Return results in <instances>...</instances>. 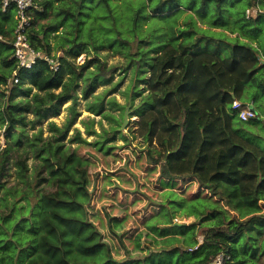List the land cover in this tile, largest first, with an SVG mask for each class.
<instances>
[{"label":"rangeland","instance_id":"1","mask_svg":"<svg viewBox=\"0 0 264 264\" xmlns=\"http://www.w3.org/2000/svg\"><path fill=\"white\" fill-rule=\"evenodd\" d=\"M178 1L155 14L148 0H38L45 16L32 37L55 61L41 67L49 74L58 66L61 82L44 90L28 78L0 84V151L9 157L0 172V264H196L209 247L191 248L207 228L247 219L215 199L188 200L179 187L196 192L194 176L163 188L168 152L138 133L152 65L176 47L177 28L193 14L208 35L230 43L237 33L209 22L219 15L231 22L249 2ZM257 1L264 48V0ZM243 99H254L263 119L238 126L264 146V93L249 86ZM160 149L162 160L150 163L148 151L157 158ZM259 206L264 216V200ZM155 210L159 219L139 230L141 250L138 240L125 246L112 235ZM124 214L125 222L113 219ZM249 237L263 246L264 224L244 230L238 246Z\"/></svg>","mask_w":264,"mask_h":264},{"label":"trees","instance_id":"2","mask_svg":"<svg viewBox=\"0 0 264 264\" xmlns=\"http://www.w3.org/2000/svg\"><path fill=\"white\" fill-rule=\"evenodd\" d=\"M148 4L152 13L160 14L175 9L179 1L148 0ZM257 4V0H249L243 14L234 15L231 22L223 15L209 22L211 27L237 33L235 38H230V43L208 35L207 29L197 24L193 14L180 25L176 47L164 52L152 65V92L147 95L144 109L139 113L138 133L150 143L156 141L157 146L168 152L163 156V149H160L155 158V154L148 151L150 163L158 164L161 156L164 157L160 167L163 188L178 189L176 179L194 176L199 182L196 192L187 194L179 187L188 200L215 199L247 217L239 224L230 220L221 226L207 228L205 241L199 248L209 249L196 264H207L220 253L229 256L224 264H255L260 255L264 256V245L256 241L257 238L250 243L249 237V246L246 241L241 247L237 244L244 230L250 231L251 227L264 224V216L258 214L259 200H264V146L238 124L246 125L263 118L258 114L242 121L231 110L234 99L255 101L243 99L249 86L254 85L264 93V62L259 58L264 54V48L260 46L258 36L263 30L262 27L258 29L262 14L251 17L245 14L246 8ZM41 5L39 3V9L32 10L35 25L45 16V4ZM220 10L221 6H218ZM15 26V9L12 6L3 12L0 1V35L3 37L0 39V84L14 81L17 76L16 83L28 78L43 90L59 86L58 70L52 68L46 74L41 67V64H48L44 59L29 69L18 66L12 44ZM257 30L258 33H251ZM44 51L49 53L46 47ZM6 113L11 118L10 113ZM8 160L5 147L0 151L1 174L5 172ZM157 211L140 218L132 230L112 235L124 245L125 240L132 243L138 240L136 245L141 250L139 230ZM125 215H114L113 219L125 222ZM199 248L193 250V254ZM109 257H112L110 253Z\"/></svg>","mask_w":264,"mask_h":264},{"label":"built area","instance_id":"3","mask_svg":"<svg viewBox=\"0 0 264 264\" xmlns=\"http://www.w3.org/2000/svg\"><path fill=\"white\" fill-rule=\"evenodd\" d=\"M1 9L6 12L8 8L12 7L15 9V20L16 26L13 36V48L14 56L17 59L18 66L29 69L32 68L34 64L40 59H44L48 64H54L53 58L46 53L42 47L34 42L32 33L35 30L36 25L33 22L32 10L38 8V0H0ZM39 9V8H38ZM257 13H261V10L257 6H251L246 8V17L254 16ZM0 39H3L0 35ZM261 62H264V56L260 55ZM53 69L57 70L53 65ZM16 74V73H15ZM14 81L18 82V77L16 76ZM232 112L242 121H247L255 118L259 111L254 107L253 101H244L240 99H234L231 105ZM204 243L203 240L199 239L198 244L191 248L192 250L197 249ZM229 256L224 253H220L215 258V264H224L225 259Z\"/></svg>","mask_w":264,"mask_h":264},{"label":"crops","instance_id":"4","mask_svg":"<svg viewBox=\"0 0 264 264\" xmlns=\"http://www.w3.org/2000/svg\"><path fill=\"white\" fill-rule=\"evenodd\" d=\"M254 105H255V104H254ZM167 189H168V188H167ZM199 199H200V198H199ZM153 217H156L157 220L159 219V218H157V215H155V216H153ZM153 219H155V218H153ZM153 219H152V220H153ZM205 252H206L205 249H204V251H200V253H203L202 256H201V258L204 256ZM201 258H200V259H201ZM200 259H199V260H200ZM207 264H215V260L210 261V262H208Z\"/></svg>","mask_w":264,"mask_h":264},{"label":"water","instance_id":"5","mask_svg":"<svg viewBox=\"0 0 264 264\" xmlns=\"http://www.w3.org/2000/svg\"><path fill=\"white\" fill-rule=\"evenodd\" d=\"M128 120L125 118L124 120V126L127 124Z\"/></svg>","mask_w":264,"mask_h":264}]
</instances>
